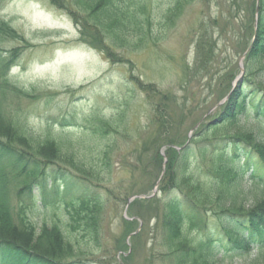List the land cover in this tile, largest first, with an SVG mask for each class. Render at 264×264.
Here are the masks:
<instances>
[{
    "label": "rangeland",
    "instance_id": "1",
    "mask_svg": "<svg viewBox=\"0 0 264 264\" xmlns=\"http://www.w3.org/2000/svg\"><path fill=\"white\" fill-rule=\"evenodd\" d=\"M254 1L192 0L172 18L170 28L159 25L160 16L156 18L149 30L152 38L142 42L134 34L132 41L114 43L105 25L96 26L83 7L69 5V0H64L63 8L51 0H0V22L11 31L0 38V59L7 65L0 70L8 69L5 75L0 71L3 114L18 130L27 127L42 138L68 135L72 139V145L65 143L61 149L73 156L77 169L64 161L48 166L74 171L88 185V198H95L89 200L91 206H98V244L89 243L92 236L81 222L78 226L71 221L72 208L61 196L48 193L46 205L35 198L37 206L27 210L35 225L57 220L71 223L64 232L82 251L80 258L86 264H184L170 254L171 245L176 246L174 240L177 247L195 244L203 237L201 223L197 226L195 218L189 220L193 209L201 212V208H188V215L180 216L178 224H168L167 199L158 186L168 150L173 148L182 158L178 155L181 163L172 165L171 176L178 182L186 178L175 195L195 193L201 204L212 179V151L218 138L239 134L243 128L257 132L252 119L243 116L236 123L212 126L220 122L219 108L227 101L225 96L254 36L257 12L248 21L252 13L248 5ZM147 3L145 14L151 11L152 16L171 4L170 0ZM204 23L203 37L214 39L216 49L197 72L194 63L203 54L198 44ZM244 77L243 71L237 83ZM67 118L72 125L61 126ZM198 127H203L202 137ZM97 131L102 136L93 135ZM86 134L91 137L89 143L76 144ZM7 139L0 131V140ZM193 142L196 146L191 151ZM87 145L92 151L85 154L82 147ZM207 146V152L200 149ZM188 159L194 160L187 168ZM4 169L0 181L7 182L14 206L18 203L14 193L32 181L9 167ZM153 188L156 192L148 198ZM173 190L169 187L167 196H174ZM133 195L145 197L127 206ZM253 200L255 191L247 195L244 207ZM256 259L255 252L232 263L249 264Z\"/></svg>",
    "mask_w": 264,
    "mask_h": 264
},
{
    "label": "trees",
    "instance_id": "2",
    "mask_svg": "<svg viewBox=\"0 0 264 264\" xmlns=\"http://www.w3.org/2000/svg\"><path fill=\"white\" fill-rule=\"evenodd\" d=\"M191 1L170 0L171 4L167 9L161 14L153 13L154 16L151 11L145 14L149 4L147 0H130L127 4H123L122 0H69V5L83 7L96 26L105 25L109 32L108 36L115 43L119 40L132 41L134 34L140 37L138 39L142 42L152 38L149 30L155 26L152 23L156 18L160 16L158 24L170 28L173 25L172 18L179 16ZM51 3L57 7H64V0H51ZM248 6L249 9L252 8L248 21L252 20L255 12L257 16L255 31L254 28L252 30L254 36L252 35L250 44H247L245 48L247 52L243 58L245 77L219 108L221 111L217 121L220 122L212 126L219 123L223 125L236 123L243 116L244 120L252 119L257 132L243 128L239 134L218 138L214 145L215 150L212 151L215 161L212 179L207 184L208 189L201 204L196 202L199 199L195 193L175 195L186 178L178 182L171 176L173 166L177 164L176 162L181 163V160L178 159L180 152L169 148L166 169L158 186L167 199L165 221L168 224L170 222L178 224L180 216L188 215V208H201L199 209L201 212L193 209V216L190 215L189 220L195 218L198 221L197 226L201 223L200 229L205 232L195 244L179 245L178 248L179 243L173 241L176 246L171 245L174 249L170 254L178 263L181 261L184 264H233L234 258L256 252L257 259L249 264H264V66L261 64L264 61V0H255ZM212 22L216 23L215 20ZM6 25L0 22V38L3 34L8 36L11 32ZM247 28L251 30L250 24ZM201 29L199 31L201 33L204 31L205 34L207 24L204 23ZM204 34L199 37L201 40L198 45L203 54L199 61L194 63L195 71L204 68L208 56H213L212 53L216 49L214 39L210 40L209 35L203 37ZM240 52L242 54V48ZM6 66V62L0 59V69ZM7 70L0 71L5 75ZM4 85L7 86V83L4 82ZM1 88L3 87L0 86ZM1 107L0 100V131L8 139L0 140V170L9 167L13 173L31 180L32 184H27L14 193L18 203L12 206L11 195L8 193L9 186L6 181H0V264H86L87 261H84L85 259L81 261L80 258L83 255L82 251L74 247L72 240L64 232L66 225L71 223L63 224L57 220L35 225L27 216V210L37 206L35 198L40 199V205H46L50 194L61 196L72 208L69 212L71 221L77 225L81 222L86 234L92 236L93 241L89 243L97 246L98 206L96 207L93 202L91 206L89 200L94 201L95 198H88V185L78 178L74 171L58 165L54 168L48 166L56 161H64L77 169L73 156L70 153H62L61 149L65 143L72 145V139L68 138V135L64 137L49 135L42 138L40 134L27 127L18 130L10 119L4 116ZM63 122L60 123L63 127L72 125L71 119L67 118ZM202 129L203 127L197 128L199 133ZM97 134L102 136L100 131L93 135ZM87 135L76 144L89 143L91 137ZM203 135L205 134L201 133L199 137ZM193 146H196L194 142L189 146V150L194 151ZM82 148L85 154L92 151L88 145ZM200 149L207 152L208 146ZM193 160L183 162L188 168ZM169 187L174 189L175 197L167 196L166 190H169ZM253 191L256 196L255 202L253 200L250 206L244 207L243 202ZM258 191H261L260 195H256ZM204 205H207L205 209ZM212 228L216 231L213 232ZM181 234L182 232L178 230L179 239ZM75 243L77 245V241Z\"/></svg>",
    "mask_w": 264,
    "mask_h": 264
},
{
    "label": "water",
    "instance_id": "3",
    "mask_svg": "<svg viewBox=\"0 0 264 264\" xmlns=\"http://www.w3.org/2000/svg\"><path fill=\"white\" fill-rule=\"evenodd\" d=\"M240 75L241 74H239V76L233 81V83H232V89L234 88V86L236 85V83H237V81H238V78H240ZM230 94V92L228 93V95ZM227 95V96H228Z\"/></svg>",
    "mask_w": 264,
    "mask_h": 264
}]
</instances>
